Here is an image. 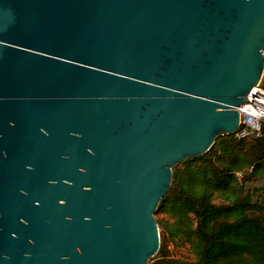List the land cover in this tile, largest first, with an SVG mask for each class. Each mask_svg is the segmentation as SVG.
I'll return each mask as SVG.
<instances>
[{"label":"water","instance_id":"1","mask_svg":"<svg viewBox=\"0 0 264 264\" xmlns=\"http://www.w3.org/2000/svg\"><path fill=\"white\" fill-rule=\"evenodd\" d=\"M263 74L264 0H0V264H148Z\"/></svg>","mask_w":264,"mask_h":264},{"label":"trees","instance_id":"2","mask_svg":"<svg viewBox=\"0 0 264 264\" xmlns=\"http://www.w3.org/2000/svg\"><path fill=\"white\" fill-rule=\"evenodd\" d=\"M262 180L264 123L260 137L219 136L174 166L154 214L160 248L148 264H264V187L246 188ZM171 244L189 258L173 257Z\"/></svg>","mask_w":264,"mask_h":264},{"label":"built area","instance_id":"3","mask_svg":"<svg viewBox=\"0 0 264 264\" xmlns=\"http://www.w3.org/2000/svg\"><path fill=\"white\" fill-rule=\"evenodd\" d=\"M246 100L247 102L236 108L239 113V126L232 134L236 140L261 136L264 123V88L261 81L248 92Z\"/></svg>","mask_w":264,"mask_h":264},{"label":"rangeland","instance_id":"4","mask_svg":"<svg viewBox=\"0 0 264 264\" xmlns=\"http://www.w3.org/2000/svg\"><path fill=\"white\" fill-rule=\"evenodd\" d=\"M261 86L264 88V74L261 79ZM252 187H259L263 188L264 187V180L256 182V183H251L246 186V188H252ZM169 251L172 253L173 257H179V258H189V253L187 250V247H174L173 244L169 245Z\"/></svg>","mask_w":264,"mask_h":264}]
</instances>
